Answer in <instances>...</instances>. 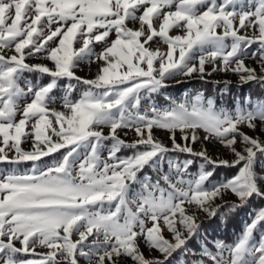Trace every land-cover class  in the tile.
<instances>
[{
    "label": "snow or ice",
    "instance_id": "6c2138e0",
    "mask_svg": "<svg viewBox=\"0 0 264 264\" xmlns=\"http://www.w3.org/2000/svg\"><path fill=\"white\" fill-rule=\"evenodd\" d=\"M218 72L264 92V0H0V264H264V96L166 93Z\"/></svg>",
    "mask_w": 264,
    "mask_h": 264
},
{
    "label": "rangeland",
    "instance_id": "374dc122",
    "mask_svg": "<svg viewBox=\"0 0 264 264\" xmlns=\"http://www.w3.org/2000/svg\"><path fill=\"white\" fill-rule=\"evenodd\" d=\"M253 47H255V46H253ZM29 62H36V61L30 60ZM247 63L249 65H251V66H255V63L252 60H248ZM96 70H97V68H96L95 64H92L90 67L88 65L82 64L80 66V69L78 70L77 74L80 75V76H85V77L91 78V76L96 72ZM181 79H183V78H181ZM191 80H196V79H191ZM198 80H200V79H198ZM225 80L231 81V84L227 86L226 94L222 95L221 94V90L225 89L226 86L223 83L217 84V83H215V81H225ZM185 81H189V80H185ZM208 82L213 83L214 85H220L221 88H217V89H215V86H213L214 87V91L216 90V94L220 95L222 98L226 96L221 103L217 102L218 106L232 107L236 102H239V103L242 104L243 101H244L245 95L250 94L251 91L254 93V95H252L254 97H256V96H264V92H261L259 86L257 84H255V83L244 84L243 86L238 87V83H239L238 76L232 74L231 72H228V73H223V72L215 73L211 77H208ZM171 84H176V82L175 81H171L170 85ZM254 85H255V87H254ZM244 87L249 88V90L245 89ZM230 88H233V89H230ZM258 90H260V91L258 92ZM185 93L195 94V93H193V92H191L189 90H183L180 93H178L176 96H174V95L172 96V95H169V94H167V95L173 97L174 99L180 100V99L183 98ZM256 93H259V95H256ZM55 94L57 96H59L61 94L60 90L58 89ZM160 97H163V96H160ZM244 130L248 131L247 129H244ZM105 131H107V130H105ZM154 132H155V135L158 138H160L161 140L164 141V143H169V141L167 140V133L165 131L154 130ZM249 134H252V133H249ZM124 138L126 140L131 141L135 137H134L133 133H129L128 136L124 137ZM25 147H29V145H25ZM196 147H199V145H197ZM208 150H209V152L211 154H213L214 157H215L216 154H218V153H220L222 151L220 149V147L216 146V145H208ZM128 154H130L128 151L126 153H123V152L121 153V155H128ZM45 159H49L50 160L51 157L45 158ZM2 167H7V166L6 165H0V168H2ZM196 167H197V165H195V167H192L191 171L195 172ZM145 171H149V170L146 169ZM235 171H236L235 169L228 170V172L223 176V179H225L226 177H230L231 175H234ZM141 175H143V173H141ZM137 187H138L137 185H133V188H137ZM226 199L234 200L235 197H226ZM217 203H220V201L217 200ZM260 206H261L260 205V201L254 200L250 205L246 206L244 209L238 210V212L236 214V217H235L237 219H236V221H234L235 223L231 222L230 225H228V221H230V220H228L225 223V222H222L220 217H218L219 218L218 223L217 222L213 223V222H215V219L214 220H209L203 213H199L200 220L204 221V227H205V229H204V227L202 229V235L207 240H212V239H222V240H224L223 238H221V236L225 235L226 238H225L224 241L227 242V243H231L242 232L244 226L250 221V218H251L252 214L255 211H257ZM210 221H212V223H213V225L211 227L209 225H205L206 222H210ZM235 224H236V228L235 229L230 230L228 233L224 234L225 230L228 229L227 228L228 226L232 225V227L234 228ZM229 233H231V234H229ZM166 235H167V233H166ZM198 241H199V237L197 238V241H194L193 243L195 244ZM173 264H177V261L174 260Z\"/></svg>",
    "mask_w": 264,
    "mask_h": 264
},
{
    "label": "trees",
    "instance_id": "16d2710c",
    "mask_svg": "<svg viewBox=\"0 0 264 264\" xmlns=\"http://www.w3.org/2000/svg\"><path fill=\"white\" fill-rule=\"evenodd\" d=\"M60 83H61V85H63L65 83V81H61ZM213 86H215V89L221 88L220 85H214L213 83H210V82H205V81L198 80V79H196V80H189V81H184V83L171 84L170 87H168L166 89V93L169 94V95H172V96L173 95L176 96L178 93H180L183 90H189V91H191V92H193L195 94L197 92H203L206 97L214 98V99H216L217 102H220L221 103L226 96L222 98L220 95L216 94V90L214 91V87ZM254 87H255V85H254ZM244 88L249 90V88H246V87H244ZM230 89H233V88H230ZM259 91L260 90H258V92ZM250 94L251 95H254V93L252 91L250 92ZM74 95H76V94H74ZM256 95H259V93H256ZM159 97L158 98L156 97L157 102L160 103V104H165L166 101L164 100V98L163 97H160L159 98ZM122 152L123 153H126L127 151H122ZM192 167H195V165H193ZM149 172H150V170H149ZM227 172H228V170L217 169V175L214 176V179L222 180L223 179V176ZM237 212L235 214H233L230 218L227 219V221L230 220V221H228V225H230L231 222L232 223H235L234 221H236V219H237V218H235ZM218 221H219V218L217 217V218H215V222H213V223H216V222L218 223ZM211 223H212V221L206 222L205 225H209L211 227L213 225V223L212 224ZM227 228L228 229L225 230L224 234L228 233L230 230L235 229L236 228V224L234 225V228L232 227V225L231 226H228ZM204 229H205V227H204ZM229 234H231V233H229ZM221 238H223L225 240L226 236L225 235H222Z\"/></svg>",
    "mask_w": 264,
    "mask_h": 264
}]
</instances>
